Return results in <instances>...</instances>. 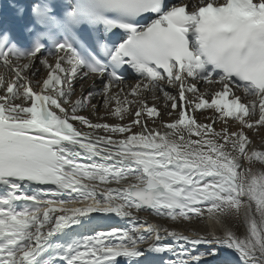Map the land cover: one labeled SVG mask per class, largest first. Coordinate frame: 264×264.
<instances>
[{"label": "snow or ice", "instance_id": "obj_1", "mask_svg": "<svg viewBox=\"0 0 264 264\" xmlns=\"http://www.w3.org/2000/svg\"><path fill=\"white\" fill-rule=\"evenodd\" d=\"M25 13L21 46L0 33V264H264V142L245 131L264 128V0H29ZM101 105L116 123L83 114ZM93 214L132 227L97 230Z\"/></svg>", "mask_w": 264, "mask_h": 264}, {"label": "rangeland", "instance_id": "obj_2", "mask_svg": "<svg viewBox=\"0 0 264 264\" xmlns=\"http://www.w3.org/2000/svg\"><path fill=\"white\" fill-rule=\"evenodd\" d=\"M40 79H41V77H40ZM119 87H122V86H119ZM200 87H201V90H203V88L205 87V85L201 84ZM80 90H81L80 87H78V85H77V87H76V95L78 94L77 92L80 93ZM112 91L114 92L115 90L112 89ZM76 95H74V96H76ZM99 99H100V96L97 95L96 99H94L92 102L93 103H97L99 101ZM129 99L131 100V98H129ZM161 111H163L162 107H161ZM90 112H91V109L89 108L88 111L84 112L83 114L86 115V116H88L89 119H91L93 122H103L100 119H98V117H103V116H104L103 117L104 120H106L108 123H116L117 122L114 118L105 115V110H104V108H103L102 105L100 106L99 112L96 115H90ZM204 115L211 116L212 115V112L210 110H205ZM128 119H131V117H129ZM153 119H155V118H153ZM164 119L167 120L168 117L167 116H164ZM197 119L202 120L203 119V116L198 115L197 116ZM149 126L151 127L152 125L149 124ZM215 127H216L217 130H220V128L222 127V125L218 122V123H216ZM229 128H230V130H233V131L236 130V126L233 125V124H231V123L229 124ZM245 131H246L247 135L253 141L254 146L260 147L262 145V142H264V128H260V129H258V131H248L247 129ZM255 168L256 169H260L261 166L259 164H256L255 165ZM129 182H131V180H129V181H122L121 185H118V186H123L124 183H129ZM110 186L116 187L117 185L112 184ZM139 213H140L141 216H143V218L144 217L147 218V216L151 215L150 213H147V215L145 216V213L144 212H139ZM136 215L137 216L139 215L138 212H136ZM154 218H156V217H154ZM124 225L126 227L131 228L132 227V222H129V223H126V224L124 223ZM168 225H170V227H174L175 229H180V228H183L184 229V227H187V228L193 229L194 231H199L201 233H206V234L212 233L213 230H215L217 232V234L220 233V229L218 227L212 226V228H213V230H212L210 228V226H208L206 223H202V224H195V223L188 224V223H185V222H181V224L176 225V226L175 225L173 226L171 223H169Z\"/></svg>", "mask_w": 264, "mask_h": 264}, {"label": "bare ground", "instance_id": "obj_3", "mask_svg": "<svg viewBox=\"0 0 264 264\" xmlns=\"http://www.w3.org/2000/svg\"><path fill=\"white\" fill-rule=\"evenodd\" d=\"M37 67L40 68V71H39V74L36 77H34L33 79L41 80V79H43L45 77L46 73H45V70L42 67H40L38 63H37ZM0 75H4L6 77V79H11V77H12V73L6 71V69L2 65H0ZM40 77H41V79H40ZM90 82H91L90 80L85 81L84 82V87L85 86L91 87L89 85ZM128 83H134V81L128 82ZM77 85H78V87H80L79 83ZM122 87H124V86H122ZM115 90L117 91L116 88H115ZM126 91H127V89H126ZM101 134H103V133H101ZM81 162L82 163H90L91 161L85 158L84 160H81ZM131 182H134V181H131ZM116 187H118V185ZM140 212H144L145 213V216L147 215V213H149L147 211H140ZM138 214H139L138 217L140 218V221H141L142 218H143V216H141L139 212H138ZM93 215L94 216H97V219L100 220V221H97V223L99 224V226H96V229H98V230H108V229H110L112 227H126L124 225V223L126 224V223L131 222L128 218H125V219L122 220L121 218L115 217L114 214L109 215L107 217H100L99 214H93ZM134 215H136V212H134ZM154 217L155 216H153V215L147 216V218H150V219H154ZM137 226H138V223H137ZM101 227H102V229H101ZM210 228L213 230L212 226H210ZM181 229H183V228H181ZM149 242H150V240H149ZM142 245H146V244H142Z\"/></svg>", "mask_w": 264, "mask_h": 264}]
</instances>
